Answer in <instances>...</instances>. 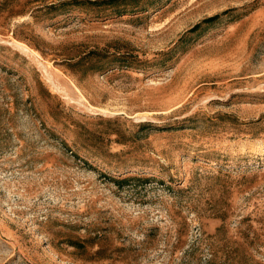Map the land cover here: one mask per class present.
<instances>
[{
    "label": "rangeland",
    "instance_id": "374dc122",
    "mask_svg": "<svg viewBox=\"0 0 264 264\" xmlns=\"http://www.w3.org/2000/svg\"><path fill=\"white\" fill-rule=\"evenodd\" d=\"M0 264H264V0H0Z\"/></svg>",
    "mask_w": 264,
    "mask_h": 264
},
{
    "label": "trees",
    "instance_id": "16d2710c",
    "mask_svg": "<svg viewBox=\"0 0 264 264\" xmlns=\"http://www.w3.org/2000/svg\"><path fill=\"white\" fill-rule=\"evenodd\" d=\"M109 1H114V0H109Z\"/></svg>",
    "mask_w": 264,
    "mask_h": 264
}]
</instances>
